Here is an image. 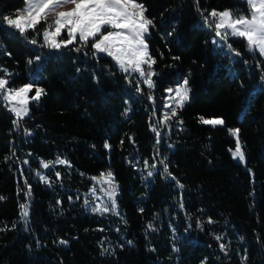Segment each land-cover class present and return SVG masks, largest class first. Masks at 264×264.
<instances>
[{"label":"trees","instance_id":"16d2710c","mask_svg":"<svg viewBox=\"0 0 264 264\" xmlns=\"http://www.w3.org/2000/svg\"><path fill=\"white\" fill-rule=\"evenodd\" d=\"M137 2L154 24L147 44L160 73L156 92L184 79L191 92L180 127L161 143L149 104L110 57L93 56L91 44L52 52L42 36L0 26V78L9 88L32 83V95L44 89L18 124L0 102V264H264V58L231 38L241 55L226 67L209 16L248 5ZM24 6L0 0V17ZM237 128L246 167L230 152L236 143L228 129ZM45 163L55 164L47 170L52 185L37 176ZM103 172L117 183L118 216L90 212L77 196Z\"/></svg>","mask_w":264,"mask_h":264},{"label":"snow or ice","instance_id":"6c2138e0","mask_svg":"<svg viewBox=\"0 0 264 264\" xmlns=\"http://www.w3.org/2000/svg\"><path fill=\"white\" fill-rule=\"evenodd\" d=\"M24 3L25 7L17 10L14 16L0 17V26L7 25L9 29L17 30L25 38H27L26 34L32 31L36 35L42 36L41 47L46 46L50 49L68 48L70 45L79 44L74 49L79 52L83 47L91 44L93 56L105 54L111 57L119 70L124 73H128L130 70L137 72L145 78L143 83H146L149 88L154 87L151 79L154 73L146 72L144 68V65H147L151 69L152 65L156 63L146 42V35L154 24L153 20L145 15L147 9L142 3L137 0H24ZM245 3L249 9L246 16H234L230 10L211 11L209 16L213 19L210 26L214 28L215 35L220 38V41L225 42V46L235 52L236 56L241 54L232 49L230 43H227L229 37L239 38L245 43L249 53L264 57V0H245ZM68 5L72 7L68 10H60ZM50 16L53 19L49 20ZM204 20L205 23H209L208 17H204ZM42 22L44 28L38 31L37 26ZM65 33L66 38H61ZM30 43L36 45L38 41L33 38ZM176 59L179 58L176 57ZM29 63L32 61L30 60ZM261 81V87L264 90V72H262ZM8 84L7 79L0 78V102L11 105L9 110L15 113L18 118L15 123L18 124L19 118L28 115L29 100L39 101L44 89L36 88L35 95L29 98L28 94L33 90L31 83L20 88H9ZM172 91H175V98L179 106L183 107L184 102L189 99L188 80L185 79L183 84L175 90L169 89V92ZM171 115L175 116L176 112L173 111ZM167 120L168 116L165 115V123ZM201 122L212 126H222L225 123L222 118L204 119L203 117H201ZM228 131L235 137L236 147L232 153L233 157L243 161L245 155L239 137L240 129H228ZM109 147L110 145L106 143L105 148ZM61 163H67V161H61ZM147 163L145 161L146 165ZM44 167L47 168L49 165L45 163ZM164 170L167 171L166 165ZM148 175H152V173L149 172ZM106 177L111 184L112 174L109 172ZM115 192L116 187L113 186L109 192L112 208L104 206L93 208V210L101 212L113 210L115 208ZM28 194L30 195V186ZM20 207L23 210L22 216L26 218L29 215L28 206L22 204ZM117 215H119L118 212ZM61 243H66V241H61ZM220 247L224 249L226 246L221 244ZM104 251L107 252L108 249L105 248Z\"/></svg>","mask_w":264,"mask_h":264},{"label":"rangeland","instance_id":"374dc122","mask_svg":"<svg viewBox=\"0 0 264 264\" xmlns=\"http://www.w3.org/2000/svg\"><path fill=\"white\" fill-rule=\"evenodd\" d=\"M241 1L245 3V0H241ZM71 7H72L71 5H68L66 8H62L60 10L61 11L68 10V8H71ZM228 10L232 11L234 16H240V15L246 16L249 13V9L247 8V10H242V6H237L236 9H228ZM51 19H53V17L50 16L49 20H51ZM148 35H149V33L146 35V42H147ZM61 38H66V33ZM231 38L232 37H229V39H231ZM233 39H235V38H233ZM213 43H214L215 49L219 53L220 57L222 59L227 60L226 67L230 68L232 62L235 59H237L235 52H233L231 49L226 47L225 42L220 41V38L217 37L216 35L213 37ZM227 43H229V40L227 41ZM44 47L47 48L48 50L52 51V52H54V51H56L58 53L63 52V48H61V49H50L46 46H44ZM148 50H149V48H148ZM96 56L108 57L105 54H97ZM112 61H113L114 65L118 68L115 61L114 60H112ZM144 68H145L146 72L154 73V75L151 76V79L154 83V87H152V88H149L146 83H143V80L145 78L141 77L139 75V73H137V72H132L130 70L128 73L123 72V74L126 76L125 79L127 80L132 91L134 92L135 97H138V98L142 99L143 102H146L149 104L150 109H151V115H152V118L154 121L153 129H155L157 142L161 143L162 140L165 138V136H167L168 133H170L172 129H176V128L180 127V119H179L178 114H179L180 109L183 108L184 105L186 104V102L190 99L191 92H189V99L184 102L183 107H180L179 104L177 103V99L175 98V91L169 92V89L175 90L176 88H178L179 86H181L183 84V81L185 79L182 81L178 80L177 83L168 86L163 93L156 92L155 88H156L157 83H158L156 76L159 75L160 73L157 72V70L155 69V64L152 65L151 69H149L147 65H144ZM34 74H36V73L34 72ZM159 79H162V78H159ZM138 81H139V83H138ZM34 87L35 86L33 85V88ZM18 88H20V87H18ZM137 89H140V90L138 91ZM28 95L30 98L31 96H33L35 94L32 95L30 92ZM32 101H34V100L30 99L29 104ZM7 105L11 108L10 104H7ZM169 106H171V107H169ZM28 108H29V105H28ZM173 111L176 112L175 116L171 115V113ZM165 115L168 116V120L166 123H165ZM22 118H24V117H22ZM19 119H21V118H19ZM211 119H216V118H211ZM242 150H243V148H242ZM234 151H235V148L231 149V151H230L232 157H233L232 153ZM244 155H245V153H244ZM233 159L236 162L241 163L246 167V165H247L246 164V155H245V159L243 161L239 160L238 158H234V157H233ZM57 163H59V161ZM160 163H162V162H160ZM47 164L49 165V167H47V168L44 167L43 172L37 173V176L44 183L52 185L53 182L50 180V177L47 174V170L49 168L55 166V164H51V163H47ZM156 166H157V164L154 167H151L149 172L153 173L154 168L157 169ZM54 172L55 173L58 172L57 169H55ZM107 173H109V172H103L102 174H104V175L100 174L98 176L92 177L91 178V185H90L88 191H86V192L80 191L77 194V196L81 197V199H84V206H85L86 210H88L90 212H95V213H99L102 215H108V214L117 215V212H118L120 215V211H119V208H118L117 203H116L117 194H118L117 183L115 181L114 175L110 172L112 174V178H113L112 183L110 184L107 180V177H106ZM113 186L116 187V192L114 195L115 208L113 210L108 211V212L94 211L93 208H96V207L102 208L104 206H108L109 208H112V200L109 199V192H111ZM179 237H181V236H179Z\"/></svg>","mask_w":264,"mask_h":264}]
</instances>
